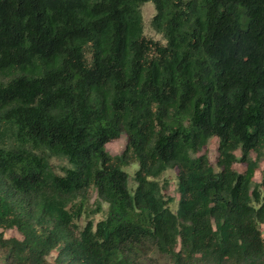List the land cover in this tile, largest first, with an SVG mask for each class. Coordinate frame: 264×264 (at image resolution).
Wrapping results in <instances>:
<instances>
[{
  "label": "trees",
  "instance_id": "1",
  "mask_svg": "<svg viewBox=\"0 0 264 264\" xmlns=\"http://www.w3.org/2000/svg\"><path fill=\"white\" fill-rule=\"evenodd\" d=\"M263 155L264 0H0V264H264Z\"/></svg>",
  "mask_w": 264,
  "mask_h": 264
},
{
  "label": "rangeland",
  "instance_id": "2",
  "mask_svg": "<svg viewBox=\"0 0 264 264\" xmlns=\"http://www.w3.org/2000/svg\"><path fill=\"white\" fill-rule=\"evenodd\" d=\"M141 12L143 15V20H144L145 35L147 37H151L155 40H160L162 42H165L163 35L161 33L157 32L152 25V19L156 13L155 5L152 2H145L144 4L141 5ZM126 142H127V135L125 133H123L119 138L109 141L106 144V148L112 154L121 153L126 146ZM204 151H206L208 153L210 162L213 164V166L216 167V162H217L218 157H219L218 139L216 137H213L210 140V142L208 143V145L205 147ZM236 154L240 155L241 152L237 151ZM251 156H252V158L256 159V154L254 152L251 153ZM258 166H259V168H258V170L256 172V176H255L256 180H260L262 174L264 173V155L259 158ZM233 167L239 171H244L246 169V163L245 162H236L233 164ZM137 168H138V163L136 161L132 162L131 164H129L127 166H124V170L127 171L131 176L134 175V172L136 171ZM132 184L133 183L130 181V186ZM175 186L176 185H175L174 180L171 179L170 184L167 188V194L172 196L175 199L174 203H172L173 208H176V201L179 198V194L177 193ZM13 234H16V233L12 230L7 231V233H6L7 236H10ZM156 259H158L159 264H164L163 261L162 262L159 261L161 258L158 257ZM155 264H157V263H155Z\"/></svg>",
  "mask_w": 264,
  "mask_h": 264
}]
</instances>
